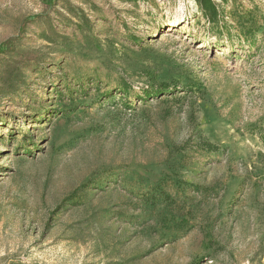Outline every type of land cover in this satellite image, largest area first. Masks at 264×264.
<instances>
[{"label": "rangeland", "instance_id": "rangeland-1", "mask_svg": "<svg viewBox=\"0 0 264 264\" xmlns=\"http://www.w3.org/2000/svg\"><path fill=\"white\" fill-rule=\"evenodd\" d=\"M214 1L0 0V264H264V0Z\"/></svg>", "mask_w": 264, "mask_h": 264}, {"label": "trees", "instance_id": "trees-1", "mask_svg": "<svg viewBox=\"0 0 264 264\" xmlns=\"http://www.w3.org/2000/svg\"><path fill=\"white\" fill-rule=\"evenodd\" d=\"M222 2H226L228 0H221ZM197 8L199 12L201 13L202 16L206 18L207 21L209 22H217L218 18V9H217V4L214 0H195ZM73 16L76 19L75 26L78 30H81L82 33V38L81 41L89 40L93 36V29L91 27V22L89 18L85 15L84 12L80 13H74ZM86 28V30H84ZM84 30V31H83ZM132 42H136V38L131 37ZM119 89H121L124 92H127L129 89V86L127 84H119ZM150 86L149 88L145 89L143 91V96L148 97L157 93L163 94L165 92V87H167L166 84H160L157 89L153 90ZM260 139L263 142L264 145V132L260 134ZM205 147H210V144L206 143L203 144Z\"/></svg>", "mask_w": 264, "mask_h": 264}, {"label": "bare ground", "instance_id": "bare-ground-1", "mask_svg": "<svg viewBox=\"0 0 264 264\" xmlns=\"http://www.w3.org/2000/svg\"><path fill=\"white\" fill-rule=\"evenodd\" d=\"M192 2H194V1H192ZM179 21H180V20H178V19H177V20H173V21H170L169 24H170L171 26H176V25L180 24Z\"/></svg>", "mask_w": 264, "mask_h": 264}]
</instances>
